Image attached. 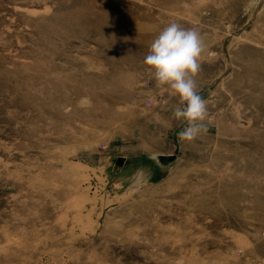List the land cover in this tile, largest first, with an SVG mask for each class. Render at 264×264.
Here are the masks:
<instances>
[{"label": "rangeland", "instance_id": "obj_1", "mask_svg": "<svg viewBox=\"0 0 264 264\" xmlns=\"http://www.w3.org/2000/svg\"><path fill=\"white\" fill-rule=\"evenodd\" d=\"M173 21L192 142L143 63ZM0 264H264V0H0Z\"/></svg>", "mask_w": 264, "mask_h": 264}, {"label": "clouds", "instance_id": "obj_2", "mask_svg": "<svg viewBox=\"0 0 264 264\" xmlns=\"http://www.w3.org/2000/svg\"><path fill=\"white\" fill-rule=\"evenodd\" d=\"M205 51V41L197 28L173 21L155 36L143 61L156 87L166 88L179 98L173 116L186 123L177 133L181 141L192 142L207 132V101L200 95L196 79Z\"/></svg>", "mask_w": 264, "mask_h": 264}, {"label": "water", "instance_id": "obj_3", "mask_svg": "<svg viewBox=\"0 0 264 264\" xmlns=\"http://www.w3.org/2000/svg\"><path fill=\"white\" fill-rule=\"evenodd\" d=\"M152 159L159 164L161 168H166L167 164L172 162L174 160V155L172 154H158V155H153ZM112 161L117 167H121L122 164L125 161V158L122 156L113 158Z\"/></svg>", "mask_w": 264, "mask_h": 264}, {"label": "bare ground", "instance_id": "obj_4", "mask_svg": "<svg viewBox=\"0 0 264 264\" xmlns=\"http://www.w3.org/2000/svg\"><path fill=\"white\" fill-rule=\"evenodd\" d=\"M145 172H146L145 169L138 172V174H139L138 179L144 177L146 175Z\"/></svg>", "mask_w": 264, "mask_h": 264}]
</instances>
